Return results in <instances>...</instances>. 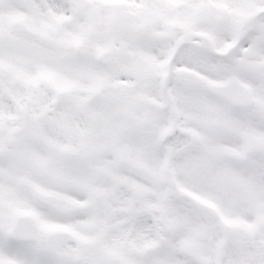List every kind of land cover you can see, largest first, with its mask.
<instances>
[{
	"label": "flooded vegetation",
	"instance_id": "flooded-vegetation-1",
	"mask_svg": "<svg viewBox=\"0 0 264 264\" xmlns=\"http://www.w3.org/2000/svg\"><path fill=\"white\" fill-rule=\"evenodd\" d=\"M114 1L0 0V264H264V193L250 210L256 230L195 215L201 195L190 179L201 152L207 170L246 185L218 139L227 100L163 55L134 54L127 84L113 70L118 83L106 85L99 53L137 43L134 34L107 38ZM215 2L195 1L207 15L199 45L212 41ZM131 8L126 31L150 30L152 17ZM217 225L227 231L219 239Z\"/></svg>",
	"mask_w": 264,
	"mask_h": 264
},
{
	"label": "rangeland",
	"instance_id": "rangeland-1",
	"mask_svg": "<svg viewBox=\"0 0 264 264\" xmlns=\"http://www.w3.org/2000/svg\"><path fill=\"white\" fill-rule=\"evenodd\" d=\"M162 0H125V2L121 3V5L117 6L118 10V16L115 19H111L110 15L109 18H105L104 22V31L106 35L108 34L107 38H119V35H128L129 31H126V28L129 27L130 25L133 24L131 18H130V11L132 12V6L136 7L138 12H143L144 8L148 10H155V13L157 14L159 9L163 6L157 7ZM245 4L248 2H254V0H242ZM151 6V7H150ZM126 8H129L130 11H128ZM152 8V9H151ZM215 16L216 18L220 16L221 13V8L217 6L215 8ZM152 10V12H153ZM190 8L187 6V11L190 13ZM189 19H193L194 22H197L198 19L201 17H206L204 12H194L190 14ZM233 18L237 17L236 15H232ZM163 21V18L159 19ZM153 27H155V23L153 22ZM212 26L209 28L212 30V34L215 36L216 40H220L223 35H227V37H230L232 35V31L234 30V26L232 24H217V23H212ZM139 26V25H138ZM136 27L139 29V27ZM151 28L149 31H146V34L149 35H157L159 29H163L162 27L157 26L156 29ZM116 28V29H115ZM195 28H200V27H195ZM123 31H121V30ZM189 31H185L182 27V30H179L176 32V36L178 37L179 33L182 31L184 33V37H187V39H190L193 37L191 27L188 28ZM204 31L203 29H201ZM138 31V30H137ZM149 32H151L149 34ZM163 33H167V30H163ZM144 36V35H143ZM180 37H182L180 35ZM106 38V39H107ZM195 42L193 44L199 45L201 42L199 39L194 35ZM228 39V38H227ZM243 45V44H242ZM166 46L165 40H159L158 42L153 40L150 37H144V45L142 46L143 53H145L148 56L151 55H156L160 54ZM221 46V45H220ZM244 49H242V52H245V54L248 55V57H236L238 61H243L242 63H236L234 65L235 69L238 71V76L241 79L243 83L246 85H250L254 88H259L261 91L264 92V66L261 68V66H257V62L252 60L256 59L257 55L261 54V49L264 47V42H258L256 39L252 42L247 41L246 45H243ZM220 48V47H217ZM222 58V57H221ZM58 62L60 60L58 59ZM179 62L181 64L188 66L191 69V73L196 76L195 73H197L200 78L199 82H203L205 79H211V78H220L225 75V72L227 68L224 66V64L220 61L219 58L217 57H208L205 59L203 56L198 55L194 52L192 48H184L180 49V57H179ZM233 65V63H232ZM231 65V66H232ZM230 65H227V67H231ZM112 68L115 71H121V69H118L117 66H112ZM238 68V69H237ZM195 73H194V72ZM259 71L261 73H259ZM116 80V79H115ZM110 78V82H111ZM118 81L120 79L118 78ZM121 81H124L126 84L128 82V78L124 75L121 74ZM118 83L117 81H113ZM112 82V83H113ZM188 84H184L182 86H187ZM189 86V85H188ZM193 86V84H192ZM191 86V87H192ZM202 89V88H200ZM254 95H253V104L252 106L248 107L245 109L243 112V115L241 116V112L239 116L236 117V122L234 120L230 121V132L233 133L234 135L238 137V134L241 130H246L249 133V121L251 122L252 129L258 131L260 134L264 135V121L262 118H264V105L261 103V98L264 95L260 96L261 93L256 90H252ZM198 110V108H195ZM256 109L255 111L250 112L251 110ZM230 111H227V115L230 118H233L236 116V110L229 109ZM250 112V114H249ZM239 117V118H238ZM242 118V119H241ZM249 120V121H248ZM257 134V133H256ZM225 135V136H224ZM222 135L223 140H225L226 133ZM252 135V134H251ZM252 136H255L254 134ZM233 139V137H232ZM236 140V139H235ZM230 141V139H228ZM236 140V144H237ZM201 156L198 157L197 165L196 168L193 169L197 170L195 171V174L197 175L198 178L193 177V171H192V177L190 181L195 180L196 184H192L191 186L193 188H196L199 192H202L205 195L212 196L213 198L216 199V203L219 207V211L221 214L224 215H232L234 213H237L235 211V207L237 204H243L246 201V193L245 195L243 193H240L241 191H244L240 187H238V184H235V181L233 179L224 178L216 175L214 171H205L203 169L208 168L210 166L207 158L203 155V153H200ZM261 158L257 159L259 161ZM258 168L254 163L252 162H245V164L239 169L240 176L242 177L241 179L245 182L247 185V190L251 194L257 193L259 189H261L264 185V173L262 170L259 168L255 170V167ZM234 172V171H233ZM235 173V172H234ZM194 181V182H195ZM222 191L227 192L226 196H222ZM231 192H236L232 193ZM263 193L260 194H255V195H260L261 197L263 196ZM239 194L240 198L238 199L239 202H237V199H235V195ZM252 194V195H253ZM239 215H241V218L243 221L248 222V217L245 216V213L239 212Z\"/></svg>",
	"mask_w": 264,
	"mask_h": 264
}]
</instances>
